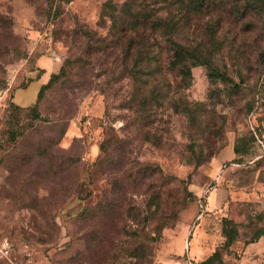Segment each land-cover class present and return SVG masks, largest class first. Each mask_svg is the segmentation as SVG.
Segmentation results:
<instances>
[{"label": "rangeland", "instance_id": "374dc122", "mask_svg": "<svg viewBox=\"0 0 264 264\" xmlns=\"http://www.w3.org/2000/svg\"><path fill=\"white\" fill-rule=\"evenodd\" d=\"M104 1L0 0V82L24 74V53L55 52L61 65L90 47L88 61L43 93L40 120L20 112L26 136L15 146L0 89V246L9 242L0 264H199L224 241L223 217L239 235L215 264H264V236L248 243L249 222L264 226V138L255 129L264 136L262 1L213 0V11L193 24L206 41L205 25L217 21L215 61L239 88L211 85L199 65L178 90L163 62L168 96L142 127L126 107L135 85L121 48L102 53L84 32L106 36L98 25ZM250 133V155L233 164L214 158L224 142Z\"/></svg>", "mask_w": 264, "mask_h": 264}, {"label": "trees", "instance_id": "16d2710c", "mask_svg": "<svg viewBox=\"0 0 264 264\" xmlns=\"http://www.w3.org/2000/svg\"><path fill=\"white\" fill-rule=\"evenodd\" d=\"M261 1L260 4L264 6V0ZM214 3L213 0H124L121 3L106 0L102 3L98 25L106 28V36L100 39L102 36H94L87 30L84 32L89 39H94L96 43L103 46L100 48L102 53L113 46L121 48L122 70L126 71V77L130 78L135 85L126 107L133 110L136 124L141 127L145 126L146 120L156 114V107H159L168 96L163 81V64L165 70L179 77V82L176 85L178 90H185L191 85L192 68L199 65L205 67L211 85L221 83L230 84L233 90L239 88L240 83L231 78L215 61L217 53L222 49L217 21L214 20L205 25L206 41H203L200 33L195 32L196 26L193 27L199 17L213 11ZM243 3L245 7H252L257 4V0H243ZM235 8L237 12L239 10L237 5ZM107 36L111 40H107ZM110 43H112L111 46ZM89 49L90 47L87 45L78 57L65 58L59 70L51 74L48 81L40 87L35 102L27 107L18 106L11 101L14 89L26 85L27 79L24 75L22 74L13 83L1 80L0 89L7 92L8 102L5 119L6 133L8 140L14 146L26 136L25 126L19 121L20 112L27 108L28 111H33L35 119L40 120L42 116L38 106L43 93L58 83H64L73 65H83L88 61L90 58ZM33 51L24 53L22 56L25 72L34 67L35 58L39 55L31 57ZM212 90L210 89L208 95L210 99L213 97ZM195 105L200 106L202 103L195 102ZM188 111L191 109L188 108ZM255 129L264 138L258 125L255 126ZM148 135L149 133L145 132L144 139L155 144L157 138L153 136L154 134L151 137ZM254 140V133H250L249 136L238 135L233 142H224L214 158L232 145L233 156L226 161L231 164L239 162L242 157L251 154ZM105 146L104 140L100 144V151H104ZM190 151L194 154V147H191ZM60 158L72 161V157H68L66 154H61ZM203 160L204 158L198 157L196 164ZM143 168H147V166ZM150 200L155 205L157 198L152 196ZM200 204L201 208H204L203 204ZM249 223L252 233L248 243H253L264 236V226L256 227L253 222ZM221 224L224 241L199 264L222 263V251H227L238 239L239 230L236 222L223 217ZM189 264L195 263L190 260Z\"/></svg>", "mask_w": 264, "mask_h": 264}, {"label": "crops", "instance_id": "0c3cea01", "mask_svg": "<svg viewBox=\"0 0 264 264\" xmlns=\"http://www.w3.org/2000/svg\"><path fill=\"white\" fill-rule=\"evenodd\" d=\"M60 67L59 57L56 56V53H42L36 56L34 61V67L26 71L23 75L27 79V83L23 87H16L12 93L11 101L16 105L21 107H27L32 105L37 97L40 87L45 84L51 74L56 73ZM3 94L6 96L7 92L4 91ZM231 153L232 145L228 149L222 152L218 157L219 162H224Z\"/></svg>", "mask_w": 264, "mask_h": 264}, {"label": "built area", "instance_id": "2783aa9c", "mask_svg": "<svg viewBox=\"0 0 264 264\" xmlns=\"http://www.w3.org/2000/svg\"><path fill=\"white\" fill-rule=\"evenodd\" d=\"M200 207H202V205L200 204ZM0 252L7 256L9 253V242L7 240V238H4L1 242V246H0Z\"/></svg>", "mask_w": 264, "mask_h": 264}]
</instances>
